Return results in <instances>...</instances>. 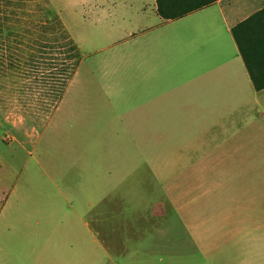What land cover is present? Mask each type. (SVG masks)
Segmentation results:
<instances>
[{
	"label": "crops",
	"instance_id": "0c3cea01",
	"mask_svg": "<svg viewBox=\"0 0 264 264\" xmlns=\"http://www.w3.org/2000/svg\"><path fill=\"white\" fill-rule=\"evenodd\" d=\"M148 1L156 24L110 32L95 64L112 137L95 136L90 156L62 144L65 171L17 176L0 204V264H264V129L237 123L264 89L231 34L264 0L169 20Z\"/></svg>",
	"mask_w": 264,
	"mask_h": 264
},
{
	"label": "rangeland",
	"instance_id": "374dc122",
	"mask_svg": "<svg viewBox=\"0 0 264 264\" xmlns=\"http://www.w3.org/2000/svg\"><path fill=\"white\" fill-rule=\"evenodd\" d=\"M149 3L148 0H0V204L19 174L65 171L66 168L61 169L66 163L61 156L65 151L62 144L73 143L75 150V142L81 143L80 151L90 156L95 136L100 142L112 137V133L103 130L111 110L102 101L98 88L91 91L98 86L93 83L98 72L95 64L108 57L103 48L116 40L110 32H122L124 37V32H142L144 25L156 24ZM64 30L78 45L82 58L65 90L64 105L49 123L48 117L59 102L55 104L54 94L40 85L45 64L38 66L37 62L46 61L56 51L41 52L39 48ZM16 59L19 66L29 59L35 62L20 71L18 65L12 66ZM84 86L88 93H81ZM92 94L96 96L92 98ZM252 103L248 109L255 106L254 100ZM258 111L263 113L260 118H256ZM237 123L258 124L264 129V96L258 108L246 112Z\"/></svg>",
	"mask_w": 264,
	"mask_h": 264
},
{
	"label": "trees",
	"instance_id": "16d2710c",
	"mask_svg": "<svg viewBox=\"0 0 264 264\" xmlns=\"http://www.w3.org/2000/svg\"><path fill=\"white\" fill-rule=\"evenodd\" d=\"M216 1L218 0H155L156 13L164 20L177 19ZM54 19V22L59 24L55 17ZM61 34L47 40L51 41L48 45H40L41 52H44V49L56 52H52V56L46 61L37 62L38 66L45 64L42 81L39 82L44 91L50 89L54 94L55 104L60 101L82 58L81 51L71 36L66 31ZM231 34L254 89H264V7L235 24L231 28ZM8 36L9 34L5 37ZM15 61L12 66L18 65L20 71L35 62L34 59H29L19 66V59Z\"/></svg>",
	"mask_w": 264,
	"mask_h": 264
}]
</instances>
